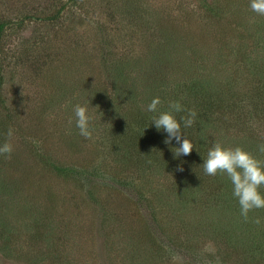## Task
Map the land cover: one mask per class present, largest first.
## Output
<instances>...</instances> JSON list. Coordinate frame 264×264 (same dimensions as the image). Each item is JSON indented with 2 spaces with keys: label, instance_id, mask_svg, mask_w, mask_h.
<instances>
[{
  "label": "rangeland",
  "instance_id": "obj_1",
  "mask_svg": "<svg viewBox=\"0 0 264 264\" xmlns=\"http://www.w3.org/2000/svg\"><path fill=\"white\" fill-rule=\"evenodd\" d=\"M156 96L197 112L189 155L150 125ZM9 125L0 264H264V209L244 219L201 166L214 142L264 160V16L249 0H0V142Z\"/></svg>",
  "mask_w": 264,
  "mask_h": 264
},
{
  "label": "clouds",
  "instance_id": "obj_2",
  "mask_svg": "<svg viewBox=\"0 0 264 264\" xmlns=\"http://www.w3.org/2000/svg\"><path fill=\"white\" fill-rule=\"evenodd\" d=\"M249 7L257 15L264 16V0H249ZM160 104L161 99L156 96L147 105V111L153 113L150 125L167 134L165 144L176 141L178 146L174 147L173 151L176 158L189 155L194 144L186 132L182 131V126L183 129L191 128L197 118V112L191 108L185 109L179 100H170L166 110H160ZM178 113L184 114L177 119ZM73 114L79 134L85 139H90L94 116L89 112L87 104L76 103L73 106ZM14 131V127L9 125L7 138L0 142V156H11L14 150L11 143ZM257 151L264 154V143L257 146ZM202 160L204 174H222L227 177L231 184V194L238 202L240 215L244 219L249 218L252 210L264 209V192L260 190L264 187V160L258 159L242 146L228 147L220 142H214ZM254 222L260 224L262 218L256 217Z\"/></svg>",
  "mask_w": 264,
  "mask_h": 264
},
{
  "label": "trees",
  "instance_id": "obj_3",
  "mask_svg": "<svg viewBox=\"0 0 264 264\" xmlns=\"http://www.w3.org/2000/svg\"><path fill=\"white\" fill-rule=\"evenodd\" d=\"M258 143H264V140H263V141H260V142H258ZM263 263H264V259H263Z\"/></svg>",
  "mask_w": 264,
  "mask_h": 264
}]
</instances>
